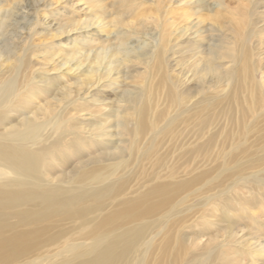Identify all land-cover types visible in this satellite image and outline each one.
Returning <instances> with one entry per match:
<instances>
[{
    "label": "bare ground",
    "instance_id": "6f19581e",
    "mask_svg": "<svg viewBox=\"0 0 264 264\" xmlns=\"http://www.w3.org/2000/svg\"><path fill=\"white\" fill-rule=\"evenodd\" d=\"M236 1L228 11L195 0L213 13L193 21L172 14L178 0L137 2L152 14L132 0H90L94 18L60 26L57 0L0 5V264H241L254 255L227 245L233 219L264 205V39H253L264 3ZM39 9L66 40H31ZM208 31L218 35L203 47ZM69 74L75 87L59 88ZM135 75L141 87L118 95L115 82ZM102 160L116 161L106 169ZM216 216L225 243L190 236Z\"/></svg>",
    "mask_w": 264,
    "mask_h": 264
},
{
    "label": "rangeland",
    "instance_id": "374dc122",
    "mask_svg": "<svg viewBox=\"0 0 264 264\" xmlns=\"http://www.w3.org/2000/svg\"><path fill=\"white\" fill-rule=\"evenodd\" d=\"M14 1H20V0H0V5H3L5 8V7L11 5L12 2H14ZM57 1H58L57 4L51 8V9H53L51 11H53V15H54L53 18L60 20L59 26L60 25H68V24L72 25V23H74V21H76L77 19H79L83 16H87L91 19L94 18V11H93V9L90 8L91 7L90 0H57ZM139 1L140 0H132V3L135 7V8L134 7L132 8L133 10L138 9L139 11L146 12L149 14L153 13L152 9L154 7L152 5H149L148 3H146V4L139 7L137 5V2H139ZM148 1H152V0H148ZM194 1L195 0H192V2H190V0H178L177 5H175L174 8L172 9V14L177 18H184L185 16H188L187 19L194 21V19L202 20L205 17H207L208 15H211L213 13V11L209 12L206 7L198 8V7L193 6L192 3ZM204 1L207 4L206 5L207 7H213V4L215 2L220 1L221 4L224 5L225 9L228 11H233V8L236 7V3H237L236 0H204ZM262 1L264 3V0H262ZM103 2H106V0H103ZM179 3H182V4H179ZM248 7L251 11L252 9H251L250 5H248ZM82 10H84V11H82ZM45 11L46 10L39 9L35 14H33L31 16L33 18L35 16L36 17L35 20H37L36 27H34V29L32 30L31 40L36 42V43H41V44H43V42H44L45 46H49L51 44L63 42L64 40H66V37L57 36V31L59 29V27H57V25H54V27H50L49 29H47L46 22L42 23L41 14L44 13ZM86 12L88 14H86ZM192 13H193V15H191ZM189 15H191V16L189 17ZM252 18L253 19L256 18L254 15V12H253ZM263 19H264V17H263ZM38 21H41V22L39 23ZM209 23H210L209 20H205L204 23L201 22L198 25L201 24L200 27L201 28L203 27V29H204V27L208 26ZM246 24L249 26L250 25L249 21L246 20ZM263 24H264V22L258 23L254 27L264 28ZM260 25H262V26H260ZM251 28H253V27H250L249 30H251ZM144 32H148V33L144 34ZM101 33H102L101 35H103L104 38H106V41H108L107 38L109 36H108L107 32L101 31ZM156 33L157 32L155 30H152V29L145 30V29H142L139 27H138V30L136 31V34H138L139 37H142L143 40L148 42L150 45H157L159 43L160 37H161L160 34L159 35L157 34V37H153V35H155ZM211 33H213L214 35H218V33L216 31L215 32L208 31L203 36V41H202V43L204 45L203 47H207L208 45H212L211 42L207 41L210 38ZM128 35L130 37L137 36V35H134L132 32H129ZM256 36H261L264 39V30L262 31V34L257 32L256 35L253 36V39ZM97 40H99V39H97ZM262 62L263 63L261 65V69H259V71H261V72H259V73L257 72L258 73L257 75H258V77H261V75L263 74V79H264V58H263ZM58 75H60L59 72H54V74L50 75L49 77H54V76H58ZM73 76H74V74H69V75H67V77H63L61 80H58L59 81V88L61 87V89H62L63 87H65L67 85H69L71 88H74L75 87V86H73L74 79H72ZM115 83H116V86L118 87L117 93H118V95H120L123 92H136V88L141 87L142 80L140 77H137L135 75V76H130L126 79L120 78ZM115 97L118 98L119 96H116L115 93H102L100 95V98H102L104 100H110V101H113L115 99ZM110 129L112 130L113 128H110ZM116 132L118 134L117 135L118 138H121V139L128 138L127 136L124 135L123 129L118 128L116 130ZM124 144H126V143H124ZM93 156L94 155H92L91 157H93ZM86 159H87V157L84 158L83 161ZM115 161L111 162V161L102 160L101 163L100 162L99 163L103 166V168L107 169L108 166L110 164H114ZM77 162H78V160L76 158L74 159V157H73L71 160V164L68 166L66 171H69L71 168L77 166L78 165ZM144 179H147V176H145ZM141 183H142V176H138L132 182V184L135 186H137L138 184H141ZM260 193H263V192H260ZM262 200H264V197H262ZM217 218H219V219H217ZM238 218H241V217H237V219ZM211 220L213 222L212 223L213 225H211L209 231H207L205 233L195 231L193 233H190V236L195 237L198 235H204V237L201 239L203 241L204 245L207 243V239H213L215 241V245L222 244L226 239L225 236L227 234V230H226L227 229V226H226L227 223L223 222V219L221 217H217V216L214 218L212 217ZM217 220H219V221H217ZM255 220L257 222H255ZM235 221L236 220L233 219L234 223L232 224V226H233L234 232L236 234L232 240L228 241V245H227V248L229 250L228 252H235L236 249H239V250H241V252H248L250 254H254L252 257H248L245 255L242 259L241 264H264V251H263L264 250V205L255 206L254 208H252V215H247V216L239 219L238 221H236V222ZM218 222H220V223H218Z\"/></svg>",
    "mask_w": 264,
    "mask_h": 264
}]
</instances>
